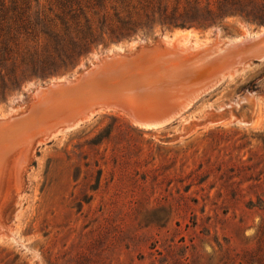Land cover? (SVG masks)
<instances>
[{
  "label": "rangeland",
  "instance_id": "obj_1",
  "mask_svg": "<svg viewBox=\"0 0 264 264\" xmlns=\"http://www.w3.org/2000/svg\"><path fill=\"white\" fill-rule=\"evenodd\" d=\"M263 32L264 1L256 0L207 28L101 45L74 69L0 101V120L19 116L12 131L0 123V264H255L264 255V56L220 64L226 46ZM168 51L193 61L183 82L161 61ZM97 62L105 68L86 75ZM58 82L66 86L35 98ZM246 96L255 103L251 125L204 120Z\"/></svg>",
  "mask_w": 264,
  "mask_h": 264
},
{
  "label": "trees",
  "instance_id": "obj_2",
  "mask_svg": "<svg viewBox=\"0 0 264 264\" xmlns=\"http://www.w3.org/2000/svg\"><path fill=\"white\" fill-rule=\"evenodd\" d=\"M255 1L0 0V101L74 69L101 45L158 29L207 28Z\"/></svg>",
  "mask_w": 264,
  "mask_h": 264
},
{
  "label": "bare ground",
  "instance_id": "obj_3",
  "mask_svg": "<svg viewBox=\"0 0 264 264\" xmlns=\"http://www.w3.org/2000/svg\"><path fill=\"white\" fill-rule=\"evenodd\" d=\"M239 40V39H238ZM176 41H177V39H176ZM178 42V41H177ZM175 43V42H174ZM230 45V44H229ZM143 48V47H142ZM145 48V47H144ZM143 48V49H144ZM147 49H149V48H151V47H146ZM145 48V49H146ZM226 48H227V46H226ZM226 48H224L227 52H229L230 51V54H228L227 56H225L224 58L223 57H221V68H223V69H229V65H230V63H228L229 62V58H231V62L233 63H231V65H234V63H241V62H243V61H245L246 60V57H250V56H258V57H261V56H264V32L262 33V34H259V35H257V36H255V37H251V38H247V39H243V38H241V40L240 41H238V42H236L235 44H233V45H230V47L228 48V49H226ZM162 49V48H161ZM169 49V48H168ZM167 49V50H168ZM175 49V48H174ZM223 49V51L225 52V50ZM151 50V49H150ZM143 51V50H142ZM147 51H149V50H147ZM164 51V50H163ZM209 51V50H208ZM222 51V52H223ZM168 52H170V51H168ZM203 52V51H202ZM221 52V53H222ZM140 53V51L136 54V55H138ZM186 53H188L187 51H186ZM221 53H219V54H221ZM233 53V54H232ZM142 54H144V53H142ZM167 55H166V57H163L164 59L163 60H161L162 61V63H164L165 61L166 62H168L169 64H170V66L171 67H174L175 69H173L172 70V72H171V74L170 75H174V74H176L175 76H174V81H178V80H181V82H183V79H185L186 80V78H184V77H186V73H187V69H188V67L190 68V67H193V66H191V65H189V64H191L193 61L191 60V59H183V54H182V52L181 53H179V52H177V51H174V52H170V53H166ZM189 54V53H188ZM232 54V55H231ZM136 55H133V56H127V57H129V60L130 59H132L133 57L135 58V56ZM164 55V54H163ZM231 55V56H230ZM235 55H237V57H235ZM116 56V55H115ZM118 56H120V55H118L117 54V58H118ZM121 56H123V57H125L126 55H121ZM214 57L212 58V59H214V58H216L215 56H217V55H213ZM230 56V57H229ZM114 57V56H113ZM113 57H110V58H113ZM191 57V56H190ZM110 58H107V59H110ZM115 58V57H114ZM116 58V59H117ZM207 58V57H206ZM218 58V57H217ZM222 58H223V60H222ZM262 58V57H261ZM162 59V58H161ZM197 59V58H196ZM219 59V58H218ZM204 60V59H203ZM207 59H205V61H206ZM209 60V59H208ZM249 60V59H248ZM154 61V60H153ZM195 61V60H194ZM205 61H203V62H205ZM214 61H216L215 59H214ZM150 61H148V63H149ZM191 62V63H190ZM210 62V61H209ZM212 62V61H211ZM162 63H159V64H162ZM198 63V62H197ZM103 64V62H101V63H98L97 65H94V67H98V66H103L102 65ZM112 64V63H111ZM200 64V63H199ZM245 64V63H244ZM149 65V64H148ZM166 65V64H165ZM230 65V66H231ZM242 65H243V63H242ZM107 66V65H106ZM114 66V65H113ZM156 66V65H155ZM104 67V66H103ZM149 67V66H148ZM151 67V66H150ZM213 67V66H212ZM105 68V67H104ZM220 68V69H221ZM91 69L92 68H90L87 72H86V75H90L91 73H94V72H92L91 71ZM101 69H103V68H101ZM128 69H131V67H129ZM127 69V70H128ZM133 69V68H132ZM96 70V69H95ZM104 70V69H103ZM190 70V69H189ZM189 70H188V72H189ZM129 71H131V70H129ZM191 71H193V70H191ZM220 70L218 69V72H219ZM196 73H198V71H195ZM211 72V71H210ZM216 72V71H215ZM217 72V73H218ZM221 72H224V71H221ZM134 73V72H133ZM191 73H193V72H191ZM213 73V72H212ZM220 73V72H219ZM186 74V75H185ZM140 75V74H139ZM185 75V76H184ZM194 75H197V74H195L194 73ZM199 75V74H198ZM211 75H213V74H211ZM215 75V74H214ZM218 75V74H217ZM220 75V74H219ZM190 76V78H191V76H192V74L191 75H189ZM189 76H187V77H189ZM199 76H201V75H199ZM202 76H204V75H202ZM87 77V76H86ZM107 77H108V75H107ZM197 77V76H196ZM211 77V76H210ZM110 78H112V76L110 77ZM116 78V77H115ZM189 78V79H190ZM206 78V77H205ZM209 78V77H208ZM207 78V79H208ZM213 78V77H212ZM214 78H216V77H214ZM107 79V78H106ZM106 79H104V77H103V80H106ZM195 79H197V78H195ZM102 80V79H101ZM102 80V81H103ZM109 80H111V79H109ZM112 80H113V78H112ZM191 80H194V79H191ZM81 81V80H80ZM106 81H108V79L106 80ZM131 81H132V79H131ZM199 81H201L200 83H202L203 81L200 79ZM110 82V81H109ZM112 82H114V81H112ZM163 82H165V81H163ZM162 82V83H163ZM180 81H179V83H181ZM72 83V82H71ZM74 83V82H73ZM119 83V82H118ZM158 83H160V82H158ZM193 84V82H189L188 84ZM66 84V82H59V83H54V84H51L50 86H42L41 88L39 87V89L37 90V92H36V94H35V98H37L38 99V101H40V98H42V97H44L45 95H47V94H51L52 92L54 93V91H53V88H58L59 86H62V85H65ZM69 84V83H68ZM97 84V83H96ZM110 84V83H109ZM167 84V83H166ZM190 84V85H191ZM194 84H196V83H194ZM203 84H205V82H203ZM99 85H101V84H99ZM104 85H108V84H104L103 83V85H101V86H104ZM172 85V84H171ZM173 85H177V84H173ZM198 85H200V84H198ZM197 85V86H198ZM66 86V85H65ZM65 86L63 87V89L65 88ZM96 86V85H95ZM123 86V85H122ZM121 86V87H122ZM193 86V85H192ZM203 86V85H202ZM201 86V87H202ZM71 87H73V85L71 84ZM91 87H92V85H91ZM105 87V86H104ZM157 87V86H156ZM162 87V89H165V90H167L166 88H163V87H165V86H161ZM160 87V88H161ZM171 88V86H168V88ZM178 87V86H177ZM67 88L68 87H66V90H67ZM89 88V87H88ZM95 88V87H94ZM98 88V87H97ZM136 88V87H135ZM179 88H180V86H179ZM195 88V87H194ZM102 89V88H101ZM113 89V88H112ZM132 89H134V88H132ZM143 89V88H142ZM156 89V88H155ZM158 89H159V87H158ZM181 89V88H180ZM71 90V89H70ZM96 90V89H95ZM118 90V89H117ZM116 90V91H117ZM127 90V89H126ZM131 90V89H130ZM129 90V91H130ZM169 90V89H168ZM171 90H173L172 88H171ZM175 90V89H174ZM177 90H179L178 88H177ZM94 91V90H93ZM97 91V90H96ZM119 91V90H118ZM121 91H125V90H123V88L120 90V93H121ZM134 91L136 92L137 90L136 89H134ZM157 91H159V90H157ZM170 91V90H169ZM183 90H181V92H182ZM110 92V91H109ZM109 92H107V93H109ZM112 92V91H111ZM159 92H161V91H159ZM170 92H173V91H170ZM192 92V91H191ZM83 93V92H82ZM107 93H105L104 92V94L105 95H107ZM116 93V92H115ZM114 92H112V94H115ZM118 93V92H117ZM123 93H125V92H123ZM189 93V92H188ZM111 94V93H110ZM128 94H133L132 95V97L133 96H135L134 97V99H137V95H136V93H128ZM135 94V95H134ZM94 95V94H93ZM97 95V94H96ZM101 95H102V93H101ZM109 95V94H108ZM106 96V98L108 99V97L110 98V96ZM170 95H174L173 93L171 94L170 93ZM182 95V94H181ZM189 95H191L190 93H189ZM189 95H187L186 94V97H188ZM116 96H118L117 94H116ZM149 96V95H148ZM147 96V97H148ZM175 96V95H174ZM184 96V95H183ZM68 97V96H67ZM79 97V96H78ZM179 97V96H178ZM70 98V97H69ZM72 98V97H71ZM70 98V99H71ZM76 98V97H75ZM104 99H105V97H103ZM161 98V97H160ZM171 98V97H170ZM176 98V97H175ZM90 99V98H89ZM100 99V98H99ZM112 97H111V99H110V101H112ZM140 99V98H139ZM74 100V99H73ZM77 100V99H76ZM82 100V99H81ZM95 100H98V98H96ZM109 100V99H108ZM114 100H116L115 98H114ZM117 100L119 101V99L117 98ZM133 99H131L130 101H132ZM145 100H147V99H145ZM170 100V99H169ZM77 101H79V100H77ZM88 101H90V100H88ZM87 101V102H88ZM92 101V100H91ZM90 101V102H91ZM101 101H103V100H101ZM105 101V103L106 102H109V101H107L106 99L104 100ZM103 101V102H104ZM120 101H121V99H120ZM120 101H119V103L118 102H113V104L115 105V106H118V107H120L121 106V103H120ZM247 101H249L250 102V98H248V100ZM46 102V101H45ZM69 102V101H68ZM81 102V101H80ZM79 102V103H80ZM121 102H126V101H121ZM140 102V101H139ZM174 102V101H173ZM78 103V104H79ZM83 103V102H82ZM92 103H93V101H92ZM95 104L97 103V102H94ZM123 103H122V105H123ZM128 103H130V102H127V103H125V104H128ZM132 104H133V101L131 102ZM148 103H149V101H148ZM168 103V102H167ZM167 103H166V105H167ZM178 104H179V102H177ZM41 104H43V103H41ZM68 104V103H67ZM74 104H76V105H78L76 102L74 103ZM73 103H72V105H74ZM81 104V103H80ZM94 104V105H95ZM99 104H100V102H99ZM103 104V103H102ZM131 104V105H132ZM140 103H138L137 105H139ZM143 103H141V105H142ZM157 104V103H156ZM171 105H172V103H170ZM33 105V104H32ZM69 105H70V103H69ZM85 105V104H84ZM98 105V104H97ZM101 105V104H100ZM99 105V106H100ZM107 105V104H106ZM105 105V106H106ZM110 105V104H109ZM130 105V104H129ZM130 105V106H131ZM136 105V107H138ZM141 105H140V108H142L141 107ZM175 105V104H174ZM36 106V105H35ZM64 106V105H63ZM91 106H92V104H91ZM104 106V107H105ZM114 106V107H115ZM124 106V105H123ZM126 106V105H125ZM135 106V105H134ZM154 106V105H153ZM33 107V106H32ZM37 107H39L38 105L36 106V108ZM44 107V106H43ZM77 107H79V106H76V108ZM89 107H90V105H89ZM136 107H134V108H136ZM70 108V107H69ZM73 109L75 108V106L74 107H72ZM75 108V109H76ZM102 108V107H101ZM112 108V107H111ZM121 108V107H120ZM131 108V107H130ZM152 108V107H151ZM166 108V106L164 107V109ZM172 108V107H171ZM170 108V109H171ZM67 109V108H66ZM73 109H71V111H73ZM90 109V108H89ZM98 109V108H97ZM110 109V108H109ZM116 110H117V108H115ZM114 109V110H115ZM137 109V108H136ZM174 109V107L172 108V110ZM95 110V109H94ZM94 110H93V112H94ZM111 110H113V109H111ZM120 110H123V109H120ZM154 110V109H153ZM157 110V109H156ZM171 110V111H172ZM65 111H67L66 112V114L67 113H69V111L68 110H65ZM70 111V112H71ZM85 111L86 110H84V113H85ZM131 111H132V108H131ZM142 111V110H141ZM158 111H160L159 109H158ZM170 111V112H171ZM45 112V111H44ZM64 112V111H63ZM62 112V113H63ZM96 112V111H95ZM94 112V113H95ZM130 112V111H129ZM135 112V111H134ZM164 110H163V112L161 111V114L163 113V115H165L164 114ZM174 112V111H173ZM167 113H169V111L167 112ZM23 114H26V113H23ZM27 114H29V113H27ZM79 114V113H78ZM153 114H154V112H153ZM160 113H156V116L158 115V116H160L159 115ZM129 115H131L132 116V118L134 119V120H137V121H141V122H144V123H151V121H143L139 116H140V114H138L139 116H137V115H135V114H132L131 112L129 113ZM29 116V115H28ZM27 116V117H28ZM155 116V115H154ZM30 117H31V115H30ZM38 117V116H37ZM61 117H63V115L61 116ZM143 117V116H142ZM169 117V116H168ZM171 117H172V115H171ZM157 118V117H156ZM30 119V118H29ZM50 119H53L54 120V118H50ZM63 119V118H62ZM67 119V118H66ZM74 119V118H73ZM150 119L152 120V117H150ZM149 119V120H150ZM11 120V119H10ZM10 120H0V123L1 124H3L4 126H6V127H9V130H11V129H13V123L10 125V123H8ZM15 120V119H14ZM25 120H27V119H25ZM49 120V119H48ZM56 120V119H55ZM58 120V119H57ZM61 120V119H60ZM146 120H148V118L146 119ZM159 120V119H158ZM20 121V120H19ZM43 121V120H42ZM45 121V120H44ZM62 121V120H61ZM64 121V120H63ZM17 122V121H16ZM52 122V121H51ZM78 122V121H77ZM253 122V121H252ZM24 123H26V122H24ZM46 123V122H45ZM44 122H43V125L45 124ZM23 124V123H22ZM42 124V123H41ZM41 124H39V125H41ZM47 124V123H46ZM152 124V123H151ZM158 124H160V123H158ZM162 124V123H161ZM68 125V124H67ZM249 125V124H248ZM251 125V124H250ZM257 125V124H256ZM38 126V125H37ZM35 127V128H38V127ZM45 126V125H44ZM34 127H33V131H34ZM41 127H42V125H41ZM18 128V127H17ZM32 128V127H31ZM68 128V127H67ZM5 129V128H4ZM14 129H16V128H14ZM53 129V128H52ZM51 129V130H52ZM7 130V129H6ZM39 130V129H38ZM59 130V129H58ZM61 130V129H60ZM12 131V130H11ZM28 131H30V130H28ZM37 131V130H36ZM40 131V130H39ZM6 132V131H5ZM24 132V131H23ZM32 132V131H31ZM41 132H43L42 130H41ZM0 133H3V135L5 134L4 132H0ZM21 133L22 132H20V134L19 135H21ZM26 132H24V134H25ZM29 133V132H28ZM39 133V132H38ZM37 133V134H38ZM58 133V132H57ZM8 134V133H7ZM33 134V133H32ZM32 134H30L29 133V135H32ZM36 134V133H35ZM34 134V135H35ZM36 134V135H37ZM11 135V134H10ZM19 135H17V136H19ZM23 135V134H22ZM26 135V134H25ZM24 135V136H25ZM6 136V135H5ZM23 136V137H24ZM39 136V135H38ZM46 136V135H45ZM22 137V138H23ZM36 137V136H35ZM47 137V136H46ZM40 138V137H39ZM45 138V137H44ZM19 139V138H18ZM17 139V140H18ZM21 139V138H20ZM19 139V140H20ZM26 139V138H25ZM44 140H46V139H44ZM22 142V141H21ZM46 142V141H45ZM13 143V142H12ZM24 143V142H23ZM10 144V143H9ZM10 145H12L13 146V144H10ZM9 145V146H10ZM12 146H10V147H12ZM14 146H16L15 144H14ZM18 146V145H17ZM19 146H22V145H19ZM2 147H3V145H2ZM1 147V148H2ZM31 148V147H30ZM10 149V148H9ZM17 151V150H16ZM1 152V151H0ZM5 152H6V150H5ZM3 157V156H2ZM2 172V171H1Z\"/></svg>",
  "mask_w": 264,
  "mask_h": 264
},
{
  "label": "water",
  "instance_id": "obj_4",
  "mask_svg": "<svg viewBox=\"0 0 264 264\" xmlns=\"http://www.w3.org/2000/svg\"><path fill=\"white\" fill-rule=\"evenodd\" d=\"M156 46H158V45H156ZM152 47H155V46H152ZM144 48V47H143ZM163 48H165V47H163ZM142 50V48L139 50V51H141ZM138 51V52H139ZM138 52H136L135 54H133V55H136ZM118 55H125V54H118ZM133 55H126V56H133ZM111 56H113V55H111ZM106 57V56H105ZM262 57V56H261ZM102 58H104V57H102ZM102 58H100V59H102ZM252 58H259V57H251V58H249V60L250 59H252ZM100 59H99V61H100ZM98 61V62H99ZM97 62V63H98ZM97 63H94L93 65H91L88 69H90V68H92L94 65H97ZM235 67V66H234ZM87 69V70H88ZM86 70V71H87ZM85 71V72H86ZM85 72L77 79V80H74V82L76 81H79L84 75H85ZM70 81H72V80H70ZM59 83V82H58ZM52 84H54V83H52ZM51 85V84H50ZM201 86V85H200ZM200 86H198V87H196V88H194V91L191 93V95L190 96H188V97H186V99H184V100H182V103L179 105V106H177L176 108H174L173 110H174V112H172L171 111V113L169 112L163 119H167L168 118V116H169V114L170 115H172V114H174L176 111H178L186 102H187V100L199 89V87ZM204 86V85H203ZM249 97H251V96H246L244 99H241L239 102H238V104H232V105H229V106H227V107H224V108H222V109H220V110H213V111H210L209 112V114L206 116V118L204 119L205 121H220V120H223V119H225V118H227L228 116H232V117H235V118H237L238 120H240L241 122H243V123H246V124H250V123H252V121H253V114H254V105H255V103L253 102V101H251V102H249V101H247L248 100V98ZM238 105H239V107H238ZM23 115V114H22ZM21 116V115H20ZM17 117H19V116H13V117H11L10 119H12V118H17ZM170 117V116H169ZM80 117H78V119H79ZM10 119H6V120H10ZM77 119V120H78ZM162 119V120H163ZM77 120H75L74 122H76ZM137 121V120H136ZM74 122H72V123H74ZM138 122H141V121H138ZM202 122V121H201ZM141 123H144V122H141Z\"/></svg>",
  "mask_w": 264,
  "mask_h": 264
}]
</instances>
